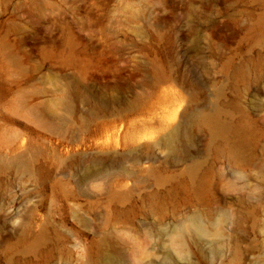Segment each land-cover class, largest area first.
<instances>
[{
	"label": "rangeland",
	"instance_id": "obj_1",
	"mask_svg": "<svg viewBox=\"0 0 264 264\" xmlns=\"http://www.w3.org/2000/svg\"><path fill=\"white\" fill-rule=\"evenodd\" d=\"M0 264H264V0H0Z\"/></svg>",
	"mask_w": 264,
	"mask_h": 264
},
{
	"label": "bare ground",
	"instance_id": "obj_2",
	"mask_svg": "<svg viewBox=\"0 0 264 264\" xmlns=\"http://www.w3.org/2000/svg\"><path fill=\"white\" fill-rule=\"evenodd\" d=\"M193 229L197 232H201V233H205L207 231L206 227H204L201 223H199L198 221H194L193 222ZM179 250V249H178ZM110 263H117V258L116 257H112L109 259Z\"/></svg>",
	"mask_w": 264,
	"mask_h": 264
}]
</instances>
